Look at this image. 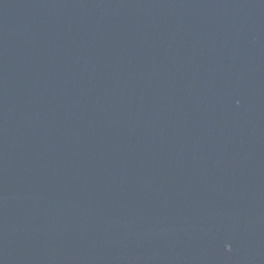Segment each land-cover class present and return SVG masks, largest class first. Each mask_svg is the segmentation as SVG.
Wrapping results in <instances>:
<instances>
[{
  "label": "water",
  "instance_id": "obj_1",
  "mask_svg": "<svg viewBox=\"0 0 264 264\" xmlns=\"http://www.w3.org/2000/svg\"><path fill=\"white\" fill-rule=\"evenodd\" d=\"M0 264H264V0H0Z\"/></svg>",
  "mask_w": 264,
  "mask_h": 264
}]
</instances>
